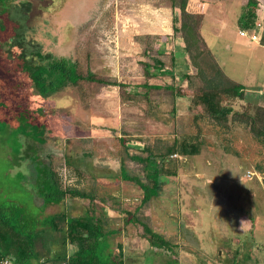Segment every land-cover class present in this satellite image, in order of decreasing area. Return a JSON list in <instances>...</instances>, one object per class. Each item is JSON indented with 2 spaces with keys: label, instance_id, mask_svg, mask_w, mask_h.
I'll use <instances>...</instances> for the list:
<instances>
[{
  "label": "rangeland",
  "instance_id": "obj_1",
  "mask_svg": "<svg viewBox=\"0 0 264 264\" xmlns=\"http://www.w3.org/2000/svg\"><path fill=\"white\" fill-rule=\"evenodd\" d=\"M173 2L175 6H172ZM197 2L34 1L28 24L34 27L39 25L38 35L44 39L47 50L58 56L73 58L77 46L90 44L93 55L100 61L99 66L108 69L112 80L123 84L102 86L86 107L78 106L79 102L72 99L74 94L71 89L64 93L68 95L65 109L70 110L67 113L61 107L56 115L59 114L66 128L65 142H71L70 146L76 152L73 157L82 158L79 156L81 150H92V156L84 157L82 161L90 164L95 157L100 162L117 165L118 161L112 154L117 146L116 136L126 133L135 149L155 141L157 136L167 137L182 129L183 123L176 116L180 112H189L191 88L187 87L181 75L184 72L194 73L195 69L188 54L185 52L183 55V44L173 31V25L176 24L174 12L182 10L181 6L185 10L190 5L196 7ZM188 12L200 14L197 11ZM3 48L6 50L7 45ZM144 49L148 50L147 53H144ZM171 53H176L173 76L158 75L148 80L156 84L176 85L180 92L186 89L175 98L174 121L168 113L171 104L165 99L162 90L151 91L149 102L144 97L138 98L140 94H132L134 90L141 89L138 85L145 79L144 62L154 65L158 58L165 63L164 68H169ZM236 73L240 75L238 70ZM262 77V74L258 75V79ZM26 87L17 89L18 94L12 93L0 80V205L15 201L24 208L26 217H32L41 210L43 203L40 194L45 165L37 157L40 154L38 144L24 135H16L20 111L30 102L23 97L24 91L27 93ZM245 104L246 101L236 99L233 106L242 109ZM243 132L239 129L228 134L237 135L231 141L235 148L243 151L245 147L243 153L246 151L244 156L247 166L225 152L218 142H214L218 140L216 136L207 131L208 141L200 153L187 159L178 157L181 164L176 174L164 177V183L160 185L161 194L153 200L142 202V190L137 185L132 186L131 182H113L99 187L100 181L95 180L98 192H108L104 193V202L98 205H101L102 211L105 210L104 214L115 216L116 221L111 227L119 228L110 236L113 251L118 250L116 244L119 238L127 252L129 248L137 249L138 255H141L147 247H151L143 227L145 224L177 244L174 255L154 247V250L164 254L158 255L156 260L163 261L164 256L170 255L181 262V256L188 252L189 257L193 256L188 259L190 264L192 260L198 264L199 259L202 264H205V260L206 264H232L234 256L237 264H264V185L260 176H248L247 170H252L255 153L247 152L250 149L246 142L252 146V141L250 133ZM52 140L56 142L55 145H59L57 139ZM134 166L138 169L140 165ZM138 172L142 173L140 169ZM78 205L74 202L75 209ZM57 208L56 205L49 206L44 212H52ZM190 217H194V220ZM183 220L187 226L199 227L201 230L196 229L199 234L181 238L179 228ZM198 245L201 247L200 252L195 256ZM145 257L144 264L154 259L153 253Z\"/></svg>",
  "mask_w": 264,
  "mask_h": 264
},
{
  "label": "trees",
  "instance_id": "obj_2",
  "mask_svg": "<svg viewBox=\"0 0 264 264\" xmlns=\"http://www.w3.org/2000/svg\"><path fill=\"white\" fill-rule=\"evenodd\" d=\"M34 1L0 0V80L16 94L19 93L17 89L27 86L23 97L30 102L20 111L16 135H24L39 146L49 135L62 147L67 138L66 128L56 113L66 107L68 95L64 93L71 89L72 99L79 102L78 106L86 107L102 86L123 84L112 80L108 69L99 66L100 61L93 55L90 44L77 46L73 58L47 50L44 39L38 35L39 25L28 24ZM175 5L173 2L172 6ZM257 6L256 0L246 2L240 19L242 27L250 29L254 26ZM181 9L174 12L173 31L195 69L194 73L181 75L191 88L189 112H180L176 116L183 123L182 129L167 137L157 136L155 141L135 149L126 133L115 137L117 146L112 154L120 165L118 176L142 190V202L157 193L162 176L176 174L181 164L178 157L187 159L200 153L208 141L207 131L216 136L215 143L245 166L248 164L245 163L246 151L243 153L245 147L243 151L235 148L231 141L237 135L228 133L239 129L250 133L252 146L245 142L250 149L247 152L255 153L251 171L260 176L264 185V105L248 101L242 109L233 106L236 99L244 100V86L223 72L205 44L199 33L201 15L186 11L184 6ZM260 42L264 44V19ZM4 45H7L6 50ZM147 51L144 49V53ZM169 58V68H164L165 63L158 58L154 65L144 62L145 79L138 85L142 90H134L132 94H140L138 98L144 97L148 101L151 91L162 90L171 104L168 113L174 121L175 98L186 89L180 92L176 85L148 80L158 75L173 76L176 57L171 53ZM66 109L68 113L70 109ZM91 154L92 150H89L83 157ZM67 157L65 153L50 151L42 160L45 165L40 194L43 203L36 215L26 217L24 208L15 201L0 205V260L8 257L12 264H123L121 244H116L118 250L114 252L110 238L117 231L111 227L116 221L115 216L104 214L98 205L103 203L106 195L96 190L93 175L85 174ZM134 163L140 165L137 167L142 173ZM71 197L82 202L83 214L67 213L64 201ZM50 203L60 204V210L44 214L43 206ZM143 227L151 246L172 255L176 253L173 242L145 224ZM168 259L167 264H171ZM232 261L237 264L236 256Z\"/></svg>",
  "mask_w": 264,
  "mask_h": 264
},
{
  "label": "crops",
  "instance_id": "obj_3",
  "mask_svg": "<svg viewBox=\"0 0 264 264\" xmlns=\"http://www.w3.org/2000/svg\"><path fill=\"white\" fill-rule=\"evenodd\" d=\"M197 1L198 2L196 4V7H194L195 5L194 2V5H190L191 7L187 6L186 11H197L200 14H202V22L199 29L200 34L207 47H209V50L214 54L219 66L228 77H230L231 79L237 82H240L244 86L245 97L243 101L246 102L249 101L254 104L264 105V44L260 42L261 31L259 33V39L257 41H252L247 36L239 35V30L241 29H245L247 31L252 30V28L248 29L242 27L240 23L244 6L248 0H197ZM256 1L258 6L256 9L257 17L254 23H256L257 21H260L262 23L264 19V0H256ZM218 51L221 52L219 53L220 56L218 54ZM184 53L185 51L183 50V55ZM174 55L176 57V53H174ZM224 64L226 66H224ZM236 70L240 72L241 76L237 73L235 74ZM259 74L263 75L262 79L260 78L258 79ZM237 75H239L240 77H237ZM52 138L46 137L43 145L37 146L38 149L40 150L39 152L40 154L39 156L37 155V157L41 161L45 160L47 152L53 150L56 151L57 153L67 154L68 155L67 159L69 162L77 166L85 174L93 175L96 181L98 180L100 181L99 187H103V185H107L108 183H113V182L117 184L118 182L120 183L123 181L129 182L127 180H123L120 176H118L119 174L118 172L120 170L119 163H117V165H113V164H109V162H100L99 160H96L95 157L91 159L90 164L85 163V161L82 160L84 158L83 155L87 151L85 152V150H81L79 156L82 158L73 157V155L76 154V152H74L73 148L70 146L71 142L67 141L68 144L64 142L67 145L62 144V147L61 146L56 147L55 145L56 142H54ZM45 145L47 148H45ZM63 148H65V150ZM41 153L43 154L41 155ZM91 156L92 154L89 157ZM164 177L165 176H162L160 178L161 182L164 181L163 180ZM131 185L136 186L135 184L132 183ZM104 193L108 194V192H104ZM127 193L128 192H126V194ZM121 194H125V192ZM160 194H161V189L159 187L157 193L151 196L149 199L152 200L156 199ZM64 202H65V206H64L65 210H67V213L69 215L78 216L83 214L85 211L84 206L80 204L82 202L75 197L66 198ZM74 202L76 204H79L78 206L81 208L77 206L76 207L77 209H75ZM53 205H56L58 207L57 210H54L52 212L43 211L44 214L54 213L60 210L61 205L53 204V203L48 204L44 209ZM193 210L195 209L193 208ZM103 212H105V210H103ZM192 214L196 215L195 212H193ZM188 218L189 216L186 218L187 222L189 221ZM190 218L194 220L193 219L194 217H190ZM190 223L192 224V221ZM193 223L195 224V222ZM187 225L188 224L187 223L185 224L184 220L180 223L179 232L181 238L184 235L188 236L190 234H193L197 236V234H199L196 232V229L201 230L199 227H193V226L190 227ZM117 226L119 227V224H117ZM118 233L120 232L118 231ZM197 241L199 242L198 238ZM117 242L121 244V251L123 253V264H144L143 262L146 261L145 255L151 253H153L154 259L148 262L149 264H156V262H158V264H167V262H169L168 258H170L171 264H183V263L190 264L188 259L193 257L192 255L191 257H189L188 252H184L185 256H181L183 259V261L181 262L178 260L177 257L172 258V256L170 257L168 255L164 256L165 258L162 257L163 261H160V259L156 260V257H158V255H164V254H161V252L158 250H154L153 246L147 247V249L144 250V252L141 255H138L139 250L137 249L132 250L129 248L128 252L125 251L127 249H124L125 245L120 240V238ZM176 247L177 244L174 243L175 250ZM200 248L201 247L198 245V249H196V253L193 251L195 253V256L198 255L197 252H200L199 250ZM191 264H195L194 260H192ZM198 264H202V262H200V259L198 261ZM205 264H206V260H205Z\"/></svg>",
  "mask_w": 264,
  "mask_h": 264
},
{
  "label": "built area",
  "instance_id": "obj_4",
  "mask_svg": "<svg viewBox=\"0 0 264 264\" xmlns=\"http://www.w3.org/2000/svg\"><path fill=\"white\" fill-rule=\"evenodd\" d=\"M261 28H262V23L260 21H257L256 23H254V26L252 27L251 31L241 29L239 30V35L247 36L250 40L257 41L259 39V33L261 31ZM173 156H176V155L173 154ZM247 171H248V176L252 177L253 175H255L253 171H250V170H247ZM11 263L12 261L8 257H5L0 260V264H11Z\"/></svg>",
  "mask_w": 264,
  "mask_h": 264
}]
</instances>
